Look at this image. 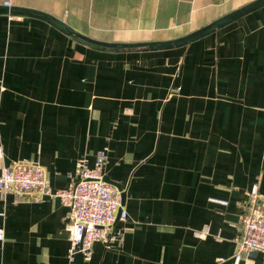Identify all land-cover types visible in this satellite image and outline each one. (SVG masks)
I'll use <instances>...</instances> for the list:
<instances>
[{"label": "crops", "instance_id": "0c3cea01", "mask_svg": "<svg viewBox=\"0 0 264 264\" xmlns=\"http://www.w3.org/2000/svg\"><path fill=\"white\" fill-rule=\"evenodd\" d=\"M7 0H0V8ZM257 0H11L110 44L185 37ZM106 150L117 240L69 260L68 209L0 190V264H236L249 194L264 196V7L185 46L104 49L0 13V175L29 159L53 191ZM208 228V235L197 233ZM239 264H264L243 254Z\"/></svg>", "mask_w": 264, "mask_h": 264}, {"label": "built area", "instance_id": "2783aa9c", "mask_svg": "<svg viewBox=\"0 0 264 264\" xmlns=\"http://www.w3.org/2000/svg\"><path fill=\"white\" fill-rule=\"evenodd\" d=\"M11 6V0L5 2ZM106 150L97 152L92 168L80 163L79 178L68 189L53 191L46 169L38 162L23 159L11 163L0 175V190L17 201H39L46 197L57 198L68 209L70 247L68 257L73 262L78 254L89 258L95 243H111L118 219L126 220L128 214L122 203V193L117 186L105 180ZM208 235V228L197 233ZM3 231L0 230V241ZM238 252L235 263L243 254H264V196L258 184L252 188L241 219L240 236L236 239Z\"/></svg>", "mask_w": 264, "mask_h": 264}, {"label": "water", "instance_id": "95a60500", "mask_svg": "<svg viewBox=\"0 0 264 264\" xmlns=\"http://www.w3.org/2000/svg\"><path fill=\"white\" fill-rule=\"evenodd\" d=\"M264 7V0H257L255 2H252L243 8L228 14L224 16L223 18H220L216 20L215 22L209 24L208 26L193 32L185 37L175 39L172 41H166V42H149V43H136V44H110V43H104V42H99L92 40L90 38H87L81 34H78L71 29H69L65 24L51 16H48L46 14L40 13V12H35L32 10H25V9H20L16 7H8L5 6L3 8H0V13L4 14H11L14 16H30V17H36L40 18L43 20H46L52 24H54L56 27H58L60 30H62L64 33L67 35H70L74 38L81 39L91 45L98 46L100 48L104 49H119V50H130V49H150V50H155V49H167V48H174V47H180V46H185L195 40H198L202 37H205L211 33H213L216 29L222 28L260 8ZM108 183L109 182L107 179H105ZM112 184V183H111ZM114 185V184H113ZM117 186V185H115ZM120 190H122L121 186H117ZM124 192L122 193V203L124 204Z\"/></svg>", "mask_w": 264, "mask_h": 264}]
</instances>
